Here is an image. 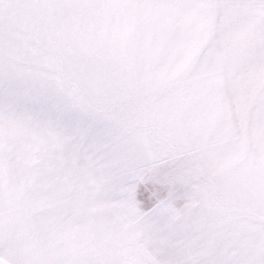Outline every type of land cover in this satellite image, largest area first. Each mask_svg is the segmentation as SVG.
Wrapping results in <instances>:
<instances>
[{
	"label": "snow or ice",
	"instance_id": "snow-or-ice-1",
	"mask_svg": "<svg viewBox=\"0 0 264 264\" xmlns=\"http://www.w3.org/2000/svg\"><path fill=\"white\" fill-rule=\"evenodd\" d=\"M0 264H264V0H0Z\"/></svg>",
	"mask_w": 264,
	"mask_h": 264
}]
</instances>
